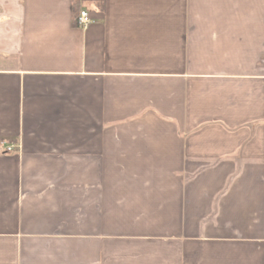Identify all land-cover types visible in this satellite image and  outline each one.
Listing matches in <instances>:
<instances>
[{
	"label": "crops",
	"instance_id": "1",
	"mask_svg": "<svg viewBox=\"0 0 264 264\" xmlns=\"http://www.w3.org/2000/svg\"><path fill=\"white\" fill-rule=\"evenodd\" d=\"M0 264H264V0H0Z\"/></svg>",
	"mask_w": 264,
	"mask_h": 264
},
{
	"label": "built area",
	"instance_id": "2",
	"mask_svg": "<svg viewBox=\"0 0 264 264\" xmlns=\"http://www.w3.org/2000/svg\"><path fill=\"white\" fill-rule=\"evenodd\" d=\"M75 23L79 28H86L91 23V20L89 19L88 14L85 11H80L75 19ZM13 151V145L1 146V152L3 153H11Z\"/></svg>",
	"mask_w": 264,
	"mask_h": 264
},
{
	"label": "trees",
	"instance_id": "3",
	"mask_svg": "<svg viewBox=\"0 0 264 264\" xmlns=\"http://www.w3.org/2000/svg\"><path fill=\"white\" fill-rule=\"evenodd\" d=\"M74 15L77 16L79 12H77V6L73 5Z\"/></svg>",
	"mask_w": 264,
	"mask_h": 264
}]
</instances>
